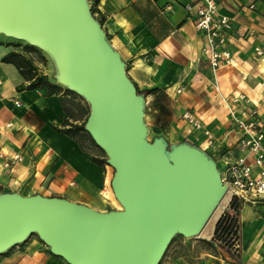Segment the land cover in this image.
<instances>
[{
    "label": "crops",
    "instance_id": "crops-1",
    "mask_svg": "<svg viewBox=\"0 0 264 264\" xmlns=\"http://www.w3.org/2000/svg\"><path fill=\"white\" fill-rule=\"evenodd\" d=\"M189 1L88 3L137 90L153 89L144 94L149 133L168 144H194L220 166L242 154L227 102L233 95L250 99L236 105L237 112L254 106L264 125V54L254 53L255 47L264 52V0H221L219 11L232 20L225 36L235 62L215 72L201 51L204 35L194 26V12L184 7ZM30 46L0 33V194H41L99 211L115 208L110 167L89 133L76 128L89 112L86 101L55 79L45 52ZM185 110L210 130L212 146L182 118ZM247 160L252 163L253 155ZM220 216L221 210L213 213L192 239H173L159 264H264V201L241 205L237 254L213 239ZM0 264L70 263L31 235L0 253Z\"/></svg>",
    "mask_w": 264,
    "mask_h": 264
},
{
    "label": "water",
    "instance_id": "water-1",
    "mask_svg": "<svg viewBox=\"0 0 264 264\" xmlns=\"http://www.w3.org/2000/svg\"><path fill=\"white\" fill-rule=\"evenodd\" d=\"M0 33L45 52L89 106L84 129L113 169L121 209L0 194V253L37 235L70 264H158L176 234L196 236L226 192L215 160L186 141L148 140L144 95L88 0H0Z\"/></svg>",
    "mask_w": 264,
    "mask_h": 264
},
{
    "label": "built area",
    "instance_id": "built-area-1",
    "mask_svg": "<svg viewBox=\"0 0 264 264\" xmlns=\"http://www.w3.org/2000/svg\"><path fill=\"white\" fill-rule=\"evenodd\" d=\"M220 2L221 0H190L184 5L188 12H194L192 16L194 26L204 35L201 51L213 72L223 66H231L235 62L225 36L232 28V20L219 11ZM249 7L253 8L254 4H250ZM254 53L257 57H262L264 54L260 47H255ZM227 102L230 117L240 132L236 147L242 154L233 160L224 161L223 165H217L221 180L226 185L225 195L229 199L221 211L222 227L219 233L223 237L222 243L227 244L231 252L237 254L238 217L241 205L264 201V125L260 121V113L256 107L245 108L241 112L236 111V105L250 102L245 94L237 93ZM182 118L193 129L202 131L207 146L213 145L212 133L203 127L197 115L185 110ZM249 154L253 155L252 163L247 160ZM14 159H18V155H15ZM231 225H234L232 229H230Z\"/></svg>",
    "mask_w": 264,
    "mask_h": 264
},
{
    "label": "trees",
    "instance_id": "trees-1",
    "mask_svg": "<svg viewBox=\"0 0 264 264\" xmlns=\"http://www.w3.org/2000/svg\"><path fill=\"white\" fill-rule=\"evenodd\" d=\"M91 9V12L93 13L94 12V9L91 7L90 8ZM30 48H33L32 46H30ZM5 60H9V57H7V58H5ZM18 65V64H17ZM41 82V80L39 79V81H35L34 83H32L31 84V86H36V85H38L39 83ZM68 90V89H67ZM68 91H70V90H68ZM153 91V89H149V90H146V91H139V90H137V92L138 93H140V94H145L146 92H152ZM71 92V91H70ZM87 116L88 115H86V118H87ZM86 118H85V120L83 121V123L80 125V126H78V127H76L77 129H82V130H84V123H85V121H86ZM102 161H104V162H106V157H104V159L102 160ZM107 163V162H106ZM232 206H233V204H232ZM221 227H222V217H220L219 218V220H218V222H217V224H216V228H215V232H214V236H213V239L215 240V241H217V242H219V244H221V245H223V246H225V247H227L228 248V250L230 251V247L227 245V244H223L222 242H223V237H221L220 236V229H221ZM234 227V225H231L230 226V229H232ZM228 231H229V227H228V229H227ZM238 230H239V224H238ZM227 231V232H228ZM231 231V230H230ZM231 252V251H230ZM234 255V254H233Z\"/></svg>",
    "mask_w": 264,
    "mask_h": 264
},
{
    "label": "rangeland",
    "instance_id": "rangeland-1",
    "mask_svg": "<svg viewBox=\"0 0 264 264\" xmlns=\"http://www.w3.org/2000/svg\"><path fill=\"white\" fill-rule=\"evenodd\" d=\"M17 41H20V40H17ZM21 42H24V41H21ZM24 43H26V42H24ZM76 94V93H75ZM77 95V94H76ZM79 96V95H78ZM79 97H81V96H79ZM82 98V97H81ZM83 99V98H82ZM84 100V99H83ZM85 101V100H84ZM87 103V102H86ZM88 105V104H87ZM88 108H89V106H88ZM89 113V112H88ZM88 113H87V115H88ZM147 138H148V140H150V141H152V139H153V136H152V134L151 133H149L148 132V134H147ZM99 150V152L101 153V155L103 156V157H106V154L104 153V151L101 149V148H98ZM110 167V171H111V177H112V175H113V169H112V167L111 166H109ZM111 191H112V189H111ZM112 194H113V192H112ZM225 198H226V195H224V197L222 198V200H221V203H220V205H218L216 208H215V210L213 211V213H215L216 211H222L223 210V206H224V201H225ZM116 201V200H115ZM114 207L115 208H113V209H121V206L119 205V203L116 201V202H114ZM212 213V214H213ZM177 237H182V235H180V234H176V235H174V237L172 238V240H171V242L169 243V245H168V247H167V249L165 250V252H164V255L166 254V252L168 251V248H169V246H170V244L172 243V241H173V239H175V238H177ZM193 237H195V236H192V237H189V238H193ZM164 255L162 256V258H161V260H160V262L162 261V259L164 258ZM159 262V263H160ZM158 263V264H159Z\"/></svg>",
    "mask_w": 264,
    "mask_h": 264
}]
</instances>
